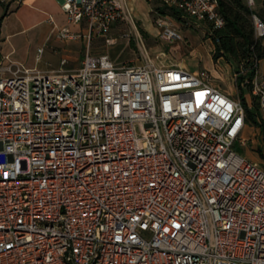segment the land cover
Segmentation results:
<instances>
[{
  "label": "built area",
  "instance_id": "built-area-1",
  "mask_svg": "<svg viewBox=\"0 0 264 264\" xmlns=\"http://www.w3.org/2000/svg\"><path fill=\"white\" fill-rule=\"evenodd\" d=\"M161 1L189 27L225 25L218 0ZM61 7L81 30L60 38L89 45L135 23L127 0ZM174 17L155 21L170 43L185 40ZM143 56L87 52L75 72L0 63V264H264V163L235 149L258 127L248 109L264 122L259 65L231 93L220 74Z\"/></svg>",
  "mask_w": 264,
  "mask_h": 264
},
{
  "label": "rangeland",
  "instance_id": "rangeland-1",
  "mask_svg": "<svg viewBox=\"0 0 264 264\" xmlns=\"http://www.w3.org/2000/svg\"><path fill=\"white\" fill-rule=\"evenodd\" d=\"M139 1H141L142 5L141 9L137 10L138 14L131 9L135 18V23H120L113 27L111 33L118 40L115 45L106 44L104 38L95 39L92 42V55L109 54L111 59L119 65L125 63L141 64L145 61L143 52H147L149 56L154 58L158 63L161 61L164 63H176L186 67L190 71L198 72L209 70L215 76L220 74L221 78H216L215 83L219 84L228 92H239L238 89L233 87L232 77L234 73L239 71L242 67L244 69L246 68L245 63L244 61L236 60L235 57L229 53H224V55L217 58V60L213 58L216 49L213 38L208 34L209 30H211L209 23H204L205 25H203L202 28L197 25L189 27L182 19L179 20L174 17L175 23L180 22L179 26L183 35L184 31L187 29H191L195 34L191 35L189 32L188 35L192 42H188L187 44H180V41L170 43L157 34L158 27L155 21L158 14L165 13L171 15V10L168 9L161 0ZM244 2L246 3V0H244ZM262 7L263 0H257L255 9L259 11ZM245 19L248 29H251L254 19L252 20L247 14H245ZM185 40L187 41L186 38ZM37 45V43H29L28 41V62H26L27 64L25 63V67H34L36 54L39 53ZM194 48H196V54L192 52ZM45 49V51L43 50V52L39 54L40 59L37 60L39 64H37L36 68H32V70L49 67V62L52 64L60 62L58 57L50 58L48 49ZM85 52V50L82 52L81 58H83ZM18 55L20 57L26 55V50H20ZM218 62L219 66H217ZM262 67L264 68V62L262 63ZM245 94L249 96L248 92H245ZM235 149L254 162L264 163V159L262 158V153H264L263 133L261 132L247 140L246 144L243 146L236 145Z\"/></svg>",
  "mask_w": 264,
  "mask_h": 264
},
{
  "label": "crops",
  "instance_id": "crops-1",
  "mask_svg": "<svg viewBox=\"0 0 264 264\" xmlns=\"http://www.w3.org/2000/svg\"><path fill=\"white\" fill-rule=\"evenodd\" d=\"M127 2L129 7H131L130 9L134 12L137 13V10L141 9V1L127 0ZM61 4L62 0H22L9 3L0 2V18L6 13L0 28V63L12 66H25V63L28 62L27 44L29 41V43H37L38 50L43 48L45 51V48H47L50 58L58 57L60 59V62L56 64L49 62V67L43 69L37 68L38 70L45 73L61 71L75 72L78 70L85 54L87 52L91 53L93 50L92 43L89 45L85 38H60L59 30L63 26L69 27L72 31L81 30L80 26L68 23ZM194 25L202 28L205 24L194 23ZM189 32L191 35L195 34L191 29L185 30L184 36L187 41H180V44L192 42L188 35ZM158 33L159 30L157 34ZM197 36L200 38L198 34ZM20 50H26V55L20 57L18 55ZM84 50L86 52L84 53L83 58H81ZM192 52L196 54V48H194ZM39 57L40 55L37 53L34 67H26L30 69L36 68L37 64H39L37 63V60L40 59ZM63 60L67 61L64 65L62 64ZM263 62L264 59L259 62V71L262 74H264V68L262 67ZM261 132L262 130L259 127H249L246 130V135L251 139Z\"/></svg>",
  "mask_w": 264,
  "mask_h": 264
},
{
  "label": "trees",
  "instance_id": "trees-1",
  "mask_svg": "<svg viewBox=\"0 0 264 264\" xmlns=\"http://www.w3.org/2000/svg\"><path fill=\"white\" fill-rule=\"evenodd\" d=\"M219 10L225 18V25L210 33L215 44L214 59L217 60L224 53H229L238 61H244L251 77L254 75L256 63L259 65L260 60L264 59V37L258 38L255 32V25L248 29L245 14L249 15L253 20V15L257 14L264 22V0L261 10L251 8L244 0H218ZM171 14L180 18L177 11L171 10ZM6 15V13H5ZM4 15V16H5ZM4 16L0 18V28ZM244 78L241 76L240 79ZM243 99H245L243 97ZM245 104L246 100H245ZM248 109V106H247ZM249 112V119L255 126L261 128L264 138V122L257 120L258 106ZM264 159V153H262Z\"/></svg>",
  "mask_w": 264,
  "mask_h": 264
}]
</instances>
